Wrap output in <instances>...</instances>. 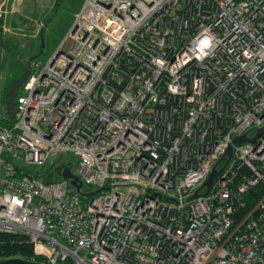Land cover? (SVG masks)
Here are the masks:
<instances>
[{
	"label": "built area",
	"instance_id": "2783aa9c",
	"mask_svg": "<svg viewBox=\"0 0 264 264\" xmlns=\"http://www.w3.org/2000/svg\"><path fill=\"white\" fill-rule=\"evenodd\" d=\"M57 50L0 123V232L42 264H264V0H84ZM61 155L90 194L18 168Z\"/></svg>",
	"mask_w": 264,
	"mask_h": 264
},
{
	"label": "rangeland",
	"instance_id": "374dc122",
	"mask_svg": "<svg viewBox=\"0 0 264 264\" xmlns=\"http://www.w3.org/2000/svg\"><path fill=\"white\" fill-rule=\"evenodd\" d=\"M55 2L56 0H13L12 3L9 16L10 29L5 36L16 44L17 54H20L23 59H29L40 50V31L45 28V46L40 56L32 60V75L40 74L59 48L71 29L75 16L81 9L84 0H63L56 11ZM21 60L11 55L5 48H0V63L3 66L0 88V115H4V111L7 110V98L14 83L25 72V65ZM256 133L257 131H251L250 136L254 137ZM53 161H49L45 165H33L30 168L43 170L48 168L49 163Z\"/></svg>",
	"mask_w": 264,
	"mask_h": 264
},
{
	"label": "trees",
	"instance_id": "16d2710c",
	"mask_svg": "<svg viewBox=\"0 0 264 264\" xmlns=\"http://www.w3.org/2000/svg\"><path fill=\"white\" fill-rule=\"evenodd\" d=\"M62 2L63 0H56L55 5H54L55 11L60 7ZM0 36L4 38V44L0 45V48L3 47L14 57H19L20 54H17L18 51H17L16 44H14L10 38H7V36L3 35L2 33H0ZM2 68H3L2 63H0V88H1V80H2V74H1ZM19 93L20 92L16 94V99ZM13 122H14V117L9 115L7 113V110H5L4 117L3 119H0V123L10 126L12 125ZM66 167H69L73 172L76 171V163L72 156H70L69 160H65L63 155H61L56 160L49 163L48 168L43 169V170H34L24 165L18 168L21 172L30 170L33 173H35L37 176H43L45 180L54 181V180H59L63 178L62 172ZM90 190L91 188L88 187L87 191H90ZM258 193L259 192L257 191L250 192L247 195V197L251 198L252 196H256ZM91 196L92 195H90V197ZM83 198L85 197L83 196ZM249 202L250 204H252L254 201H249ZM11 257H21L24 259L36 260L41 263H45V257L37 255L35 253L34 245L30 241V238L27 234L0 232V260L11 258ZM60 264H75V263L72 259H68L65 262H61Z\"/></svg>",
	"mask_w": 264,
	"mask_h": 264
},
{
	"label": "water",
	"instance_id": "95a60500",
	"mask_svg": "<svg viewBox=\"0 0 264 264\" xmlns=\"http://www.w3.org/2000/svg\"><path fill=\"white\" fill-rule=\"evenodd\" d=\"M74 28L72 30H74ZM44 32H45V28H43L40 31L41 48L36 54L31 56L29 59H23L21 56L18 57V58L22 59L21 61L25 64L26 69H25L23 76L14 83V85H13V87H12V89L8 95V98H7V113L13 117L16 115L17 110H18V108L16 106V94L19 92L23 83L29 78V76L32 73V60H34L40 56V54L42 53L43 48L45 46ZM3 44H4V38L2 36H0V45H3ZM58 53H59V51L56 50V52L54 53L53 56H57ZM261 131H264V127L261 128L259 132H261ZM256 138L257 137L253 138V140H255ZM245 140H247L246 135H243V136L236 138L235 142L240 143V142H243ZM227 155L228 156L232 155V146L229 147V149L227 151ZM218 174H219V172L217 171L216 165H215L213 167V170L210 173L207 181H206V185L208 186V189H210V187L214 181V178ZM62 177L65 179H69L72 187L75 188L81 195L90 194V193H86L84 191V189H83L84 184H83V181L80 179L79 175H77L75 172H73L69 167H66L63 170ZM101 190L102 189H98V190L94 191L93 193H98ZM0 264H42V263L39 261H36V260H29V259H24L21 257H11V258L0 260Z\"/></svg>",
	"mask_w": 264,
	"mask_h": 264
},
{
	"label": "clouds",
	"instance_id": "9594fccd",
	"mask_svg": "<svg viewBox=\"0 0 264 264\" xmlns=\"http://www.w3.org/2000/svg\"><path fill=\"white\" fill-rule=\"evenodd\" d=\"M213 39L214 37H212L211 35H209L208 37H206L202 43H201V49H211L213 47ZM207 54V53H205Z\"/></svg>",
	"mask_w": 264,
	"mask_h": 264
},
{
	"label": "flooded vegetation",
	"instance_id": "af4514ba",
	"mask_svg": "<svg viewBox=\"0 0 264 264\" xmlns=\"http://www.w3.org/2000/svg\"><path fill=\"white\" fill-rule=\"evenodd\" d=\"M46 25H47V23H46ZM24 64V63H23ZM25 65V64H24ZM25 69H26V67H25Z\"/></svg>",
	"mask_w": 264,
	"mask_h": 264
},
{
	"label": "crops",
	"instance_id": "0c3cea01",
	"mask_svg": "<svg viewBox=\"0 0 264 264\" xmlns=\"http://www.w3.org/2000/svg\"><path fill=\"white\" fill-rule=\"evenodd\" d=\"M12 3H13V0H12Z\"/></svg>",
	"mask_w": 264,
	"mask_h": 264
}]
</instances>
